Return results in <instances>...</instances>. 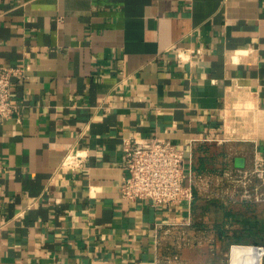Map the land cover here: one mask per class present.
<instances>
[{"label": "crops", "instance_id": "1", "mask_svg": "<svg viewBox=\"0 0 264 264\" xmlns=\"http://www.w3.org/2000/svg\"><path fill=\"white\" fill-rule=\"evenodd\" d=\"M1 66L25 77L0 125V264H153L156 224L207 228L197 196L121 198L125 138L166 139L212 179L264 158V0H0Z\"/></svg>", "mask_w": 264, "mask_h": 264}, {"label": "built area", "instance_id": "2", "mask_svg": "<svg viewBox=\"0 0 264 264\" xmlns=\"http://www.w3.org/2000/svg\"><path fill=\"white\" fill-rule=\"evenodd\" d=\"M197 53L200 51L184 49L177 53V58L190 61ZM24 77L22 67H0V125L18 115V105L12 97V86L16 79ZM123 153L127 175L122 179L119 193L125 200L149 201L154 207L184 204L191 208L196 191L199 190L200 193L201 189L207 190L211 182L209 180H212L196 174L192 155L187 156L183 149L166 139L125 138ZM86 158V154L76 151L66 156L62 165L77 169L82 167ZM226 169L224 176L227 178L254 182L255 190L264 191V158L258 154L254 155L248 168L239 169L227 165ZM232 223V218H229L224 227L226 231L232 228ZM154 230L153 264H186L182 258L184 248H199L207 243L211 250L217 249L213 233L219 242L223 241L215 228H202L191 216L182 222L158 223ZM257 241L251 245L260 253L259 264H264V244ZM234 245L249 244H232L231 250Z\"/></svg>", "mask_w": 264, "mask_h": 264}, {"label": "rangeland", "instance_id": "3", "mask_svg": "<svg viewBox=\"0 0 264 264\" xmlns=\"http://www.w3.org/2000/svg\"><path fill=\"white\" fill-rule=\"evenodd\" d=\"M210 170L215 171H212L213 174H207L217 175L219 180L213 177L214 179L209 180L211 182L207 190L201 189L200 193L199 190L196 191L199 221L207 225L210 230L212 227L210 228L209 225L225 224L229 218H232V228L227 229L228 237L221 242L213 233L218 247L215 250H211L207 243L199 248H184L182 258L186 264H230L231 245L238 244L237 237H242L241 244L251 245L256 240L249 238L245 232L250 226L258 228L264 225V191L255 190L254 182L224 176L227 171L224 164L212 168L207 166L205 172ZM237 231L238 236L234 234ZM260 240L257 242L264 244V238Z\"/></svg>", "mask_w": 264, "mask_h": 264}, {"label": "bare ground", "instance_id": "4", "mask_svg": "<svg viewBox=\"0 0 264 264\" xmlns=\"http://www.w3.org/2000/svg\"><path fill=\"white\" fill-rule=\"evenodd\" d=\"M260 253L254 245H234L231 250V264H259Z\"/></svg>", "mask_w": 264, "mask_h": 264}, {"label": "trees", "instance_id": "5", "mask_svg": "<svg viewBox=\"0 0 264 264\" xmlns=\"http://www.w3.org/2000/svg\"><path fill=\"white\" fill-rule=\"evenodd\" d=\"M215 230L220 234L223 241L226 240V238L228 237V231H226L223 226L219 227L218 229L216 228ZM245 233L249 235L248 236L249 238L255 239L256 241L257 240L259 241L260 239L264 238V227L263 228L262 227L257 228L255 226H250L247 229V232H245ZM234 234H236V236H238L239 232L237 231ZM236 240H237L238 244L243 243V242H241L242 241L241 236H238Z\"/></svg>", "mask_w": 264, "mask_h": 264}, {"label": "water", "instance_id": "6", "mask_svg": "<svg viewBox=\"0 0 264 264\" xmlns=\"http://www.w3.org/2000/svg\"><path fill=\"white\" fill-rule=\"evenodd\" d=\"M236 168H243L244 167V160L241 158L236 159L235 161Z\"/></svg>", "mask_w": 264, "mask_h": 264}]
</instances>
